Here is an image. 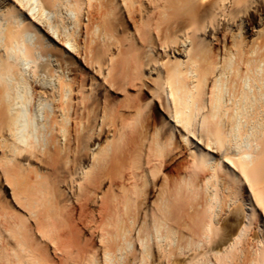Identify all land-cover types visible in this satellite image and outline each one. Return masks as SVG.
Instances as JSON below:
<instances>
[{
  "label": "bare ground",
  "instance_id": "6f19581e",
  "mask_svg": "<svg viewBox=\"0 0 264 264\" xmlns=\"http://www.w3.org/2000/svg\"><path fill=\"white\" fill-rule=\"evenodd\" d=\"M0 264H264V0H0Z\"/></svg>",
  "mask_w": 264,
  "mask_h": 264
}]
</instances>
